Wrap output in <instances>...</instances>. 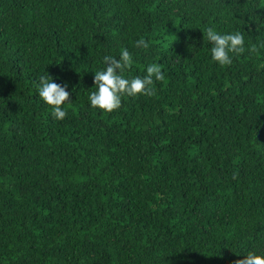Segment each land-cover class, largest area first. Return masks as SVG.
Listing matches in <instances>:
<instances>
[{"label": "trees", "instance_id": "obj_1", "mask_svg": "<svg viewBox=\"0 0 264 264\" xmlns=\"http://www.w3.org/2000/svg\"><path fill=\"white\" fill-rule=\"evenodd\" d=\"M209 27L243 34L231 65L212 60ZM261 45L264 0H0V264L264 255ZM124 48L126 78L156 63L165 79L92 108L95 71ZM40 76L67 84L63 120Z\"/></svg>", "mask_w": 264, "mask_h": 264}, {"label": "clouds", "instance_id": "obj_2", "mask_svg": "<svg viewBox=\"0 0 264 264\" xmlns=\"http://www.w3.org/2000/svg\"><path fill=\"white\" fill-rule=\"evenodd\" d=\"M204 40L211 43V58L220 66L232 64V56L240 55L245 52V40L241 32L220 34L214 28L209 27L203 30ZM137 48L149 47L144 39L136 41ZM264 47V45H261ZM250 52L256 53L258 48L252 45ZM106 65L105 70L95 71L94 85L97 89L89 95L90 106L98 108L106 113H111L121 107L122 97H136L138 95L154 96L155 88L152 86L155 81L165 79L160 65L153 63L147 66L146 75L142 78L137 76L131 79L126 78L124 73L132 68L133 57L130 52L124 48L121 50L119 59L114 56H105L103 58ZM67 84L61 85L53 81L51 76L39 77V97L52 107V116L54 119L63 120L67 112L62 106L70 102V93ZM234 264H264V255H259L249 251L245 258L237 259Z\"/></svg>", "mask_w": 264, "mask_h": 264}]
</instances>
